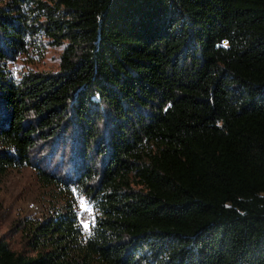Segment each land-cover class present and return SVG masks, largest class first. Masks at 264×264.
I'll return each mask as SVG.
<instances>
[{
	"label": "trees",
	"instance_id": "trees-1",
	"mask_svg": "<svg viewBox=\"0 0 264 264\" xmlns=\"http://www.w3.org/2000/svg\"><path fill=\"white\" fill-rule=\"evenodd\" d=\"M24 166L43 209L0 264H264V0H0Z\"/></svg>",
	"mask_w": 264,
	"mask_h": 264
},
{
	"label": "rangeland",
	"instance_id": "rangeland-1",
	"mask_svg": "<svg viewBox=\"0 0 264 264\" xmlns=\"http://www.w3.org/2000/svg\"><path fill=\"white\" fill-rule=\"evenodd\" d=\"M57 52V48H47L37 68L54 69ZM41 190L29 166L8 171L0 177V236L5 238L11 247L18 248L20 245L17 241L18 232L12 231L13 219L20 215L39 214L43 209V205L38 201V194ZM81 209L89 210L84 203L80 204L79 210ZM88 218L79 219L85 224Z\"/></svg>",
	"mask_w": 264,
	"mask_h": 264
},
{
	"label": "built area",
	"instance_id": "built-area-1",
	"mask_svg": "<svg viewBox=\"0 0 264 264\" xmlns=\"http://www.w3.org/2000/svg\"><path fill=\"white\" fill-rule=\"evenodd\" d=\"M89 216H88V212L87 211H82L81 213H80V218L81 219H84V218H88Z\"/></svg>",
	"mask_w": 264,
	"mask_h": 264
},
{
	"label": "bare ground",
	"instance_id": "bare-ground-1",
	"mask_svg": "<svg viewBox=\"0 0 264 264\" xmlns=\"http://www.w3.org/2000/svg\"><path fill=\"white\" fill-rule=\"evenodd\" d=\"M88 212V211H87ZM88 216H89V213H88Z\"/></svg>",
	"mask_w": 264,
	"mask_h": 264
}]
</instances>
